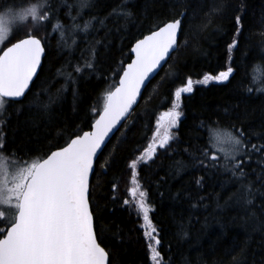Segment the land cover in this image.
<instances>
[{"label": "trees", "instance_id": "trees-1", "mask_svg": "<svg viewBox=\"0 0 264 264\" xmlns=\"http://www.w3.org/2000/svg\"><path fill=\"white\" fill-rule=\"evenodd\" d=\"M34 2L0 0V14ZM52 2V23L59 20L63 28L39 31L46 38L45 56L27 99L5 113V154L23 160L43 157L89 129L130 60L133 43L183 10L179 49L150 80L98 156L90 183V203L102 218L97 237L109 253V264H154L142 217L131 202L123 203L130 199L131 161L138 160L154 138L156 144L163 138L165 129L157 121L173 108L176 87L188 77L195 82L232 67L227 81L194 83V91L183 95V116L179 127L171 129L176 138L157 148L147 164L138 163L137 179L153 209L150 216L159 230L163 264H264V196L257 194L253 204L246 205L228 170L231 163L215 153L221 158L212 168L203 155L213 154L208 147L211 129L242 130L249 145L245 151L251 153L245 158V179L264 192V0H127L133 14L128 19L110 15L114 9L119 12L125 0H91V7L82 11L78 0ZM26 24L28 31L34 30L32 21ZM234 38L238 44L229 52ZM92 48L94 67L77 73L75 68L84 67ZM50 98L53 102L42 111L39 105ZM253 144L261 151L252 150ZM201 160L209 167H202ZM178 163L184 167L178 169Z\"/></svg>", "mask_w": 264, "mask_h": 264}, {"label": "snow or ice", "instance_id": "snow-or-ice-1", "mask_svg": "<svg viewBox=\"0 0 264 264\" xmlns=\"http://www.w3.org/2000/svg\"><path fill=\"white\" fill-rule=\"evenodd\" d=\"M126 2L119 12L114 9L110 15L130 18L133 14L127 9ZM78 7L81 11L91 7V0H78ZM173 16L135 43L132 48L135 59L123 69L119 86L106 93L99 117L91 125L92 130L73 134L64 146L43 157L26 161L16 157L15 153L5 154L2 139L5 113L11 105L23 104L27 99L29 85L41 67L46 38H41L40 29L62 30L63 25L59 20L52 23L56 19V6L52 0H35L19 11L8 9L0 14V46L8 40L14 26L18 30L19 24L30 20L34 29L27 31L24 38L10 42V46L4 47L0 54V264H108L109 254L97 239V224L102 218L94 213L90 203V177L109 134L130 114L149 75L169 58L170 53L179 49L178 35L183 31L185 12L181 10ZM236 22L239 25V16ZM90 26L91 21L83 26V30L87 31ZM235 35H239V28ZM237 44L238 40L234 38L228 46L229 52ZM94 59L95 50L92 48L84 67H76L75 71L80 73L92 69ZM233 71L228 67L226 71L205 75L195 82L188 77L182 86L176 87L173 108L164 112L157 121L158 126L165 129L163 138L159 144L154 138L138 160L131 161L132 186L127 193L130 199L123 203L128 205L131 202L137 215L142 217L143 234L154 264H163L158 250L159 230L150 216L153 209L147 202V193L139 187L138 163L147 164L155 158L157 148L167 147L176 138L171 129L179 127L183 116L182 97L194 91V83L224 82ZM52 102L50 98L49 103L39 107L46 111ZM160 121L164 124L160 125ZM208 147L213 154L203 152V155L211 162L212 168L217 167L221 158L215 153H223V159L231 163L228 170L239 183L246 205L251 206L257 194L264 196V192L254 187V182L245 179L248 176L245 158H250L251 153L245 151L249 145L242 130L234 133L228 129H211ZM251 149L261 151L255 144ZM200 164L209 167L203 160ZM177 167L182 169L184 165L178 163ZM202 179H197L196 184L200 185Z\"/></svg>", "mask_w": 264, "mask_h": 264}, {"label": "water", "instance_id": "water-1", "mask_svg": "<svg viewBox=\"0 0 264 264\" xmlns=\"http://www.w3.org/2000/svg\"><path fill=\"white\" fill-rule=\"evenodd\" d=\"M157 30V29H156ZM155 31V30H154ZM148 34H150V33H148ZM148 34H146V35H148ZM145 36V35H144ZM143 36V37H144ZM142 37V38H143ZM179 37H180V34L178 35V42H179ZM22 38H24V37H22ZM141 38V39H142ZM16 41V40H15ZM14 41V42H15ZM136 43V42H135ZM135 43H134V45L132 46V48L135 46ZM7 46H10V44H8ZM7 46H5V47H7ZM132 48H131V53H132V58H131V60L129 61V62H127L126 64H125V66H124V69L127 67V65L129 64V63H131L134 59H135V53L134 52H132ZM0 54H2V51L0 52ZM171 54L172 53H170V56H171ZM45 55V54H44ZM170 56H169V58H170ZM43 58H44V56L42 57V62H43ZM169 58H167L165 61H163V62H161V65H160V67H158L153 73H151L150 75H149V77H148V79L145 81V83H144V85L142 86V88H141V91H140V94H139V96L137 97V101H136V103L133 105V107H132V110L130 111V113L133 111V109L137 106V104L139 103V101H140V99H141V96H142V93H143V91H144V89H145V87L147 86V84L150 82V80L161 70V68L165 65V63L168 61V59ZM42 62H41V65H42ZM41 68V67H40ZM40 68L38 69V71H37V74H38V72H39V70H40ZM37 74H36V76H37ZM123 75V71L121 72V75H120V77H119V79L121 78V76ZM36 76L33 78V81H34V79L36 78ZM32 81V82H33ZM31 85H32V83L29 85V89H30V87H31ZM119 86V80H118V82H117V84H116V86L113 88V89H111L110 91H114L115 90V88L116 87H118ZM99 114H100V112H99ZM99 114L97 115V117L94 119V121L92 122V125L95 123V120L99 117ZM129 116V115H128ZM127 116V117H128ZM127 117H125L124 119H122L121 121H120V124H118L117 125V127L115 128V129H113V132L112 133H110L109 134V139L108 140H106V142H105V145L108 143V141L111 139V137L118 131V129L121 127V125L123 124V122L127 119ZM90 130H92L91 129V127L89 128V129H87V130H84V131H90ZM83 132V131H82ZM81 132V133H82ZM66 144V143H65ZM64 144V145H65ZM64 145H62V146H64ZM62 146H60V147H62ZM105 146H103V148H104ZM58 147H56V148H54V149H52L51 151H53V150H56ZM103 148H102V150H103ZM100 154H98V156H99ZM95 167H96V164H95V166H94V171H95ZM91 178H92V176L90 177V183H91ZM0 238H2V237H0ZM97 239H98V237H97ZM98 242H100L99 241V239H98ZM101 243V242H100ZM101 246L102 247H104L102 244H101ZM105 248V247H104ZM105 250L107 251V249L105 248ZM108 252V251H107ZM109 254V253H108ZM108 264H109V258H108Z\"/></svg>", "mask_w": 264, "mask_h": 264}, {"label": "rangeland", "instance_id": "rangeland-1", "mask_svg": "<svg viewBox=\"0 0 264 264\" xmlns=\"http://www.w3.org/2000/svg\"><path fill=\"white\" fill-rule=\"evenodd\" d=\"M2 13H4V12H2ZM2 13H1V14H2ZM26 25H27L26 22H24V24H23L22 26H20V24H19V25H18V30H17V26H14V27H13L12 34L9 36L8 40H9V39L16 38L17 36H19V35H21V34H23V33H26V31H28V27H27ZM8 40H6V41L4 42V45L7 43ZM4 45L0 46V49H1ZM256 75H258V76L260 77V73H259V71L256 72ZM220 129H222V128H220ZM224 129H228V128H224ZM228 130L233 131V130H231V129H228ZM233 132L235 133V131H233ZM2 139H3V136H2ZM221 154H223V153H221ZM29 160H30V159H29ZM26 161H27V160H26Z\"/></svg>", "mask_w": 264, "mask_h": 264}, {"label": "bare ground", "instance_id": "bare-ground-1", "mask_svg": "<svg viewBox=\"0 0 264 264\" xmlns=\"http://www.w3.org/2000/svg\"><path fill=\"white\" fill-rule=\"evenodd\" d=\"M167 22H168V21H167ZM161 26H162V25H161ZM157 29H158V28H157ZM155 30H156V29H155ZM153 31H154V30H153ZM149 33H150V32H149ZM147 34H148V33H147ZM145 35H146V34H145ZM142 37H143V36H142ZM142 37H141V38H142ZM141 38H139V39H141ZM139 39H137L135 42H137ZM135 42H134V43H135ZM134 43H133V45H134ZM133 45H132V46H133ZM132 46H131V48H132ZM130 51H131V49H130ZM44 56H45V55H44ZM131 58H132V53H131ZM131 58H130V60H131ZM130 60H129V61H130ZM129 61H128V62H129ZM124 66H125V65H124ZM123 69H124V68H123ZM122 71H123V70H122ZM120 75H121V74H120ZM119 77H120V76H119ZM118 80H119V78H118ZM117 82H118V81H117ZM115 86H116V85H115ZM115 86H114V87H115ZM114 87H113V88H114ZM113 88H112V89H113ZM91 125H92V124H91ZM86 130H87V129H86Z\"/></svg>", "mask_w": 264, "mask_h": 264}]
</instances>
